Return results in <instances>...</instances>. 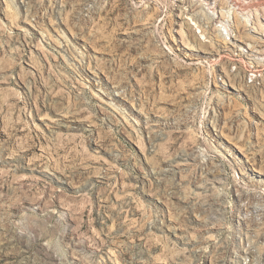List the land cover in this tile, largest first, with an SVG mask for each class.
I'll return each mask as SVG.
<instances>
[{
  "label": "rangeland",
  "instance_id": "374dc122",
  "mask_svg": "<svg viewBox=\"0 0 264 264\" xmlns=\"http://www.w3.org/2000/svg\"><path fill=\"white\" fill-rule=\"evenodd\" d=\"M0 264H264V0H0Z\"/></svg>",
  "mask_w": 264,
  "mask_h": 264
},
{
  "label": "bare ground",
  "instance_id": "6f19581e",
  "mask_svg": "<svg viewBox=\"0 0 264 264\" xmlns=\"http://www.w3.org/2000/svg\"><path fill=\"white\" fill-rule=\"evenodd\" d=\"M211 2H212V4H215L216 3V0H211ZM206 3V2H205ZM207 3H209V2H207ZM216 17H218V15L217 16H213L212 18H211V20L212 21H215V19H216ZM221 18V17H220ZM235 25L233 24V26H232V24H230V26L229 25H226L225 26V29L227 30V31H231V33H232V28L234 27ZM251 51V53H249V54H247L248 56H255V54H253V53H257V51L256 50H250ZM247 56V57H248Z\"/></svg>",
  "mask_w": 264,
  "mask_h": 264
}]
</instances>
